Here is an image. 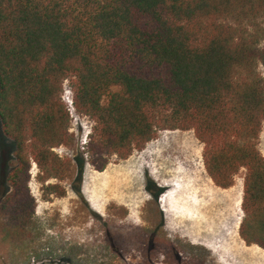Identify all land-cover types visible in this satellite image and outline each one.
<instances>
[{"label":"trees","instance_id":"obj_1","mask_svg":"<svg viewBox=\"0 0 264 264\" xmlns=\"http://www.w3.org/2000/svg\"><path fill=\"white\" fill-rule=\"evenodd\" d=\"M263 42L264 0H0V122L15 145L4 235L33 223V163L46 180L71 172L56 152L73 141L71 80L94 151L126 159L161 131H194L217 187L245 169L240 236L264 250Z\"/></svg>","mask_w":264,"mask_h":264},{"label":"rangeland","instance_id":"obj_2","mask_svg":"<svg viewBox=\"0 0 264 264\" xmlns=\"http://www.w3.org/2000/svg\"><path fill=\"white\" fill-rule=\"evenodd\" d=\"M259 70L264 76V66ZM66 89L74 98L71 80L64 82L62 98ZM70 114L73 141L56 152L71 164V172L62 181L46 180L33 163L30 189L36 214L28 235L19 241L4 235L1 225L7 219L0 215V264H218L210 252L191 246L189 239L197 231L194 223L192 230L188 228L186 240L181 236L173 238L164 229V215L153 201L143 219L129 217L126 207L111 202L116 195L142 197L145 191L157 198L158 184L174 186L182 178L180 171L201 169L204 146L195 132L161 131L156 140L123 159L94 151L96 123L77 110ZM258 147L264 155V124ZM105 161V170H109L102 174L105 171L99 172L97 167ZM14 162L15 145L4 134L0 122V198L11 190L8 175ZM128 165L132 170H127ZM130 171L133 177L129 176ZM246 174L245 169L241 170L234 186L241 187ZM110 182L114 183L112 189ZM96 195L103 196L101 210ZM261 249L254 245L252 258L242 264H264Z\"/></svg>","mask_w":264,"mask_h":264},{"label":"crops","instance_id":"obj_3","mask_svg":"<svg viewBox=\"0 0 264 264\" xmlns=\"http://www.w3.org/2000/svg\"><path fill=\"white\" fill-rule=\"evenodd\" d=\"M202 163L201 169L193 167L180 171L182 178H179L174 186L158 184L160 191L157 198H153L149 191H145L142 197L129 198L116 195L111 198V202L126 207L129 217L143 219L147 209H152L149 204L153 201L157 211L164 215V229L173 238L181 236L185 239L189 234L188 228L192 230L191 226L194 223L197 231L194 232L195 237L189 239L191 246L210 252L218 264H232L235 261L237 264H242V261L252 258L254 250V245L248 246L240 236V227L245 216L243 212L244 183L241 187L235 185L230 189H221L207 174L204 161ZM127 170H132L130 165ZM133 171H130L129 176L133 177ZM128 182L129 185L133 183V178L131 182L129 180ZM109 184L112 189L114 183ZM168 186L172 189H167ZM221 190L224 193H219ZM95 197L99 200L101 210L103 196ZM95 210L98 211V209ZM183 217L184 220L180 222L179 219Z\"/></svg>","mask_w":264,"mask_h":264},{"label":"built area","instance_id":"obj_4","mask_svg":"<svg viewBox=\"0 0 264 264\" xmlns=\"http://www.w3.org/2000/svg\"><path fill=\"white\" fill-rule=\"evenodd\" d=\"M63 99H64V103L67 104V107H68V110L69 111H75L76 108H75V103H74V98L72 96V92L69 91V90H65L64 92V96H63Z\"/></svg>","mask_w":264,"mask_h":264},{"label":"bare ground","instance_id":"obj_5","mask_svg":"<svg viewBox=\"0 0 264 264\" xmlns=\"http://www.w3.org/2000/svg\"><path fill=\"white\" fill-rule=\"evenodd\" d=\"M199 183H200V182H199ZM164 184H165V183H164ZM205 192H206V191H205ZM236 194H237V193H236ZM236 199H237V198H236ZM181 211H182V210H181ZM190 211H191V210H190ZM216 214H217V213H216ZM182 215H183V214H182ZM218 217H219V216H218ZM175 218H176V217H175ZM183 218H184V217H183ZM189 220H191V219H189ZM176 223H177V222H176ZM189 223H190V222H189ZM233 227H234V226H233ZM181 228H182V227H181ZM181 228H180V229H181ZM225 229H226V227H225ZM225 229H224V230H225ZM176 230H177V229H176ZM232 231H233V230H232ZM232 231H231V232H232ZM187 234H188V233H187ZM189 237H190V235H189ZM194 237H195V236H194ZM191 239H192V238H191ZM234 241H235V240H234ZM225 243H226V242H225Z\"/></svg>","mask_w":264,"mask_h":264}]
</instances>
